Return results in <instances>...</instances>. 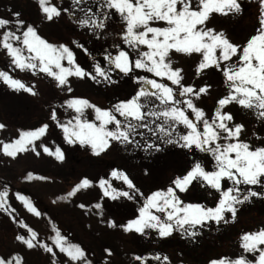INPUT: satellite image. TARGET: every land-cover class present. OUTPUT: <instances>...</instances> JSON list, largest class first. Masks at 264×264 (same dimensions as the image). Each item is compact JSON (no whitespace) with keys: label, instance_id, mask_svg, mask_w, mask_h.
<instances>
[{"label":"rangeland","instance_id":"obj_1","mask_svg":"<svg viewBox=\"0 0 264 264\" xmlns=\"http://www.w3.org/2000/svg\"><path fill=\"white\" fill-rule=\"evenodd\" d=\"M9 1L0 0V18L7 19ZM79 1L86 2V0ZM238 2L241 4V11L235 16L232 14L228 18L227 16L223 18L219 13H213L205 22L204 27L214 29L217 32L222 31L231 42L243 45L250 33H256L259 28L261 6L259 0H238ZM191 4L196 7L198 0H191ZM66 12V15L62 14L61 16L66 25L54 29L53 34L61 38L55 43H61V45L68 47L70 51H72L73 43L80 44L81 49H86L90 53L96 48L98 51H103L106 45L103 42L99 45L94 44L91 31L87 30L86 26L78 23V19L82 17H78L76 12L74 14L68 10ZM42 15L45 16L43 12ZM42 15L41 17L44 18ZM18 20L22 21L20 18ZM56 22L60 21L56 19ZM27 26L29 24L23 22L17 24V26L8 24L0 27V40L3 39L4 31H12L20 36ZM123 31L124 22L120 18L113 17L107 27V33L120 39L123 38ZM108 39H111V37H108ZM11 43L14 46L22 47V44L17 40H11ZM173 52H170L168 59L171 61L173 68L181 69L182 85L188 83V86L190 83L189 86L193 87L194 91H198L202 86H208V90L199 97L191 94L182 97L179 94L176 100L182 102L185 99H192L194 105L204 111L205 118L211 121L218 107V100L227 96L230 91L228 83L225 80L224 85L221 83V87H218L215 85L216 83H211L208 80L215 66H210L200 72L196 71L202 59L200 53L189 55L177 52L173 54ZM78 53L80 55L73 54L75 64L91 73V68L84 64L83 58L85 56L80 51ZM24 54L28 55L26 50ZM0 62L1 65L3 63L7 65L10 76L20 80L26 86L32 87L35 92V95H33L23 89L17 91L9 87L4 81H0V124L4 125L3 128H0V150H2L3 143L11 142L12 138H18L20 131L10 128L12 122L17 124L23 122L25 124L24 130L25 127H28V130H33L44 124L48 125L45 133L33 141L31 145H28L26 151L18 152L15 157L8 156L3 151L4 155H0V192L3 190L7 193L5 204H12L11 206L17 213L14 215L15 220L12 219L11 222V218L6 216L8 211L5 213L0 210V223L2 224L0 226V258L7 260L19 256L27 261V264H44L43 260L45 264H90L89 260L85 258V254L77 262L71 261L66 253L61 252L59 248L56 251L53 249L55 253L50 254V257V252L46 250L40 252L39 243L43 244L42 241L47 240L45 221L42 218L47 209L56 210L58 213L61 212L67 216L66 219L69 225L68 227L63 225L62 236L69 243L73 244L74 238L77 243L84 246L92 245L96 249V255L99 258L103 256L106 246L111 245L122 254L123 264H147L150 262V258L147 256L154 252V254H157V257L151 259L154 264H209L211 258L234 260L242 255L248 260L251 258L250 261L256 259L257 254L246 253L241 247L240 237L243 233L250 231L251 223V215L246 203L236 206L237 213L234 219L231 213L226 212L225 220H227V223L224 220L219 223L210 220L200 226L201 231L193 238H188L187 234L184 235L187 236L186 238L182 237L178 230H174L167 237H160L158 230L152 228H146L147 231L140 232V235L134 229L121 230V227L126 225L128 221L138 217V204L124 201L122 199L124 196L118 195L115 199L112 196H105V189L101 188L99 181L107 178L104 176L108 173L110 174L113 170H118V167H122L131 175L132 181L138 184V189L148 186L163 188L166 184L171 186L172 180L182 174L184 169L186 170V166H176L181 163L179 159L182 157L178 155L177 149L182 146L180 144H165V153L162 148L160 151L144 150V152H141L142 146L137 148L134 144L125 145L113 140L107 149L99 154H94L90 146L82 145L78 140L74 143H68L63 129L59 125L67 124L70 120L74 123L77 114L73 109L67 107L66 101L72 98H83L97 107L111 110L121 99L126 100L128 96L117 92L119 86L115 83L110 84L107 80H102L103 78L99 77L97 80H93L90 76L77 77L72 75L67 78L68 83L66 85L58 86L53 77L41 72L39 68L35 70L17 68L12 64L11 57L3 47H0ZM237 62L238 57H234L230 62L221 61V64L230 66ZM61 63L66 67L69 66L66 59L62 60ZM162 78L172 87L176 88L178 86L180 89L179 85L172 84L166 77ZM69 88H71V91L68 90ZM141 102L143 103L142 98ZM157 103L159 104V101ZM237 104L236 102H230L222 109L223 112L231 113L234 118L232 121H228L230 126L233 124L244 126L237 139L239 141H250L252 146L249 145V147L252 150L257 148V145L264 147V119L259 118L257 113L252 117L248 116L247 112L250 109L239 104L237 106ZM53 110L56 112V120L51 118ZM144 110L147 111V108ZM184 110L189 118L199 125V130L202 131V122L196 121L194 114L186 106ZM114 114L117 119L126 123L124 117H120L118 113ZM84 118L99 123L95 120V112L92 108L84 110ZM149 119L151 120V118ZM145 121L147 122L148 118ZM108 127L113 128L114 124H110ZM143 131L149 134L152 142L154 136L151 135L148 129ZM224 136H226V133H221L219 143L228 142L224 139ZM135 140L138 141V136L135 137ZM159 144L164 145L161 142ZM44 147L49 148L53 153L59 147L64 156L63 160H57L55 155L45 153ZM194 151L193 156L200 150L195 148ZM151 152L159 153L166 160L168 158L169 161H152L153 155ZM201 152L203 155L206 154V152ZM144 153H146L145 156ZM183 157L189 158L190 156L185 154ZM171 158L172 162L170 161ZM192 158L190 157L191 161H193ZM202 160L197 162L202 164ZM29 174H31L30 178ZM83 179L89 180V185L79 188L69 197L67 194ZM3 180L10 182L9 188L2 185L1 181ZM116 180L121 181V179ZM116 180L113 177L106 180V188L109 191L123 192L125 188L118 184ZM224 180V183H222L224 188H229L227 187L228 182L232 187V181ZM22 190L23 192L20 193ZM213 191L216 193H213ZM242 192L246 193V190ZM136 194L138 196V193ZM20 196L30 201L32 206L36 208V212H30L24 202L19 199ZM131 196L134 200V196L132 194ZM176 196L183 204L189 202L200 203L201 201L202 206L215 207L220 198V192L210 186L207 189L204 184L197 182L189 185L186 191H176ZM96 204L101 207L96 208ZM80 205H84V207H80ZM150 211L161 216V219L165 217L163 213L158 212L156 209H150ZM109 221L112 222L111 225ZM210 222H213V225L208 227ZM221 223L222 225H218ZM253 227L256 229L258 224L253 225ZM29 228L36 233V240L33 241L36 246L33 248H28L22 241L16 239L17 236H24L25 239L30 238ZM100 230L102 234L98 235ZM150 231H155V233ZM137 235L138 238H136ZM199 238H201V241L198 240ZM191 239H196V242L187 243V240ZM101 249H103V252ZM136 254L138 257H143V259L135 260L134 256Z\"/></svg>","mask_w":264,"mask_h":264},{"label":"snow or ice","instance_id":"obj_2","mask_svg":"<svg viewBox=\"0 0 264 264\" xmlns=\"http://www.w3.org/2000/svg\"><path fill=\"white\" fill-rule=\"evenodd\" d=\"M41 11L46 19L60 15V9L48 3V0H38ZM79 3V0H74ZM261 11L259 17V28L254 35H251L243 45L231 42L221 31L204 27L205 22L213 13L227 15L228 13H239L241 4L238 0H198V5L193 7L191 0H103V7L114 10L124 22L123 39L130 47L138 48L141 45L147 46V51L139 53L135 60L134 67L146 69L157 77H166L174 85H179V94L182 97H199L208 90V86H202L194 91L191 86L181 84V69L173 68L168 59L172 50L177 53L193 54L200 53L202 59L196 71L216 66L223 72V76L230 89L227 96L218 100V107L211 121L205 118L202 109L196 107L192 99H185L182 102L175 99L174 89L165 83L155 79L138 77L141 81L140 89L131 99L118 102L111 110L102 109L91 104L87 99L72 98L66 101L67 107L73 109L77 114L67 124H60L65 139L68 143L79 141L82 145L90 146L94 154L107 149L113 140L121 144H134L136 147H144L145 150L160 151L161 145L155 142H141L135 140L136 136H143L140 129H148L152 136L164 144H180L183 148H196L200 151L210 153L215 161V168L207 170L201 163H195L182 177L172 181L175 187H168L166 191H156L145 198L143 206L139 209V216L128 221L124 230L134 229L136 232H143L146 228L157 229L160 237L169 236L174 230H182L189 236H195V227L203 226L206 222L214 220L217 223L225 220V213H231L233 219L237 213V205L243 204L251 197L261 196L264 193L247 189L246 194L242 193L239 185H257L264 187V147L250 149L247 143L239 141L242 124L229 125L228 121L234 118L231 113L223 112L222 109L230 102H236L247 109H254L259 118L264 119V0H259ZM91 9L85 13L78 23L85 26L103 28L104 21L90 15ZM19 15V14H15ZM105 13V17H107ZM155 22H163L165 26H152ZM8 19L0 18V27L7 26ZM18 24L23 21L17 20ZM11 40H17L21 46H14ZM0 47H3L11 57V62L19 69L39 70L53 77L58 86L68 83V77L90 76L93 80L103 78L111 82L108 70L100 65L94 66V75L86 72L73 59V53L64 45L55 46L42 39L32 26L23 29L20 36L12 31H4L3 39L0 40ZM27 51L28 55L24 52ZM238 57L236 64L224 66L221 61L230 62ZM67 60L69 66H64L61 61ZM109 64L114 65L122 73H129L130 64L127 52L121 50L114 57H107ZM0 79L9 87L19 91L21 89L32 93V87L26 86L18 79H14L4 71H0ZM99 82V81H97ZM150 86V87H149ZM71 91V88L68 89ZM143 98V103L141 102ZM155 101H159L156 104ZM180 105V106H177ZM190 109L196 121L202 122L203 130L194 123L184 108ZM92 108L95 112V120L92 122L84 118V110ZM147 108V111L144 109ZM114 113L124 117L126 123L117 119ZM51 118L56 120V112L53 110ZM146 118H154L146 123ZM159 121V122H157ZM114 124L113 128L108 125ZM154 125V127L150 126ZM185 126V133L177 131L178 125ZM4 125L0 124V128ZM47 124L39 128L27 131H20L18 138L8 143H3L2 151L15 157L18 152L27 150V146L42 136ZM221 133H226L224 139L228 142L219 143ZM34 150V149H33ZM45 153L55 155L57 160H63L64 156L60 148L55 152L49 148H43ZM38 154V153H37ZM31 174H29L30 178ZM112 176L122 179L128 188L133 189L135 185L129 177L118 170H113ZM224 179L232 181V187L224 188ZM194 181H201L204 185L210 186L220 192V198L215 207H205L200 204H183L176 196V189L186 191ZM89 180L83 179L67 195L71 197L79 188L86 187ZM101 188H104L105 196H112L115 199L118 195L132 198L127 191H109L106 188V181H99ZM110 187V186H109ZM6 192H0V207L5 206ZM30 212H36L31 202L20 196ZM84 207V205H80ZM100 208L99 204L95 205ZM150 209H156L165 215L153 214ZM39 214V213H37ZM111 221L109 224L111 225ZM27 227L26 225H24ZM30 238L17 236L28 248L36 244V233L28 229ZM55 246L71 259L79 261L84 257V252L78 245L69 243L63 236L56 233L53 238ZM241 247L246 253H254L256 259L248 260L245 256H239L234 260L227 258L212 259L209 264H264V227L256 231L245 232L240 237ZM39 243V242H37ZM46 251L53 249L47 244L41 245ZM137 259H140L137 257ZM167 259V257H165ZM21 264V258L14 256L11 259L0 258V264Z\"/></svg>","mask_w":264,"mask_h":264},{"label":"trees","instance_id":"obj_3","mask_svg":"<svg viewBox=\"0 0 264 264\" xmlns=\"http://www.w3.org/2000/svg\"><path fill=\"white\" fill-rule=\"evenodd\" d=\"M48 3L58 9L56 0H48ZM7 6L9 7V14L6 15L11 26H16L18 24L17 20L20 18L26 24H30L32 27H34L38 35H40L41 38L46 40L48 43L54 44L52 42H57L58 39H61L57 35L53 34L54 29H58L66 25L61 18V11L59 16H55L52 20H48L41 17V8L39 6L38 0H10ZM24 6L25 8H23ZM102 10L104 11L105 8H102ZM20 12V15H15L19 14ZM56 19L60 22H56ZM126 46L128 51L132 52L134 49V53H138V48L130 47L128 44H126ZM137 58L138 56H134L132 58V68L130 75H133L134 72L138 75V68L134 67V63Z\"/></svg>","mask_w":264,"mask_h":264},{"label":"flooded vegetation","instance_id":"obj_4","mask_svg":"<svg viewBox=\"0 0 264 264\" xmlns=\"http://www.w3.org/2000/svg\"><path fill=\"white\" fill-rule=\"evenodd\" d=\"M250 186L253 188L254 191L256 185H250ZM257 197H253L251 202L247 204L250 210L251 219H255L256 217H260V219H264V197L260 196L261 197L260 200H255Z\"/></svg>","mask_w":264,"mask_h":264}]
</instances>
